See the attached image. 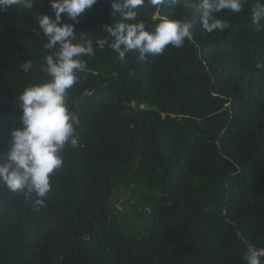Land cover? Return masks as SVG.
I'll list each match as a JSON object with an SVG mask.
<instances>
[{"label":"trees","instance_id":"obj_1","mask_svg":"<svg viewBox=\"0 0 264 264\" xmlns=\"http://www.w3.org/2000/svg\"><path fill=\"white\" fill-rule=\"evenodd\" d=\"M32 2L0 12V153L21 126L19 95L48 79L41 66L50 51L38 18L55 17L49 0ZM257 2L247 0L236 14L223 10L218 16L231 26L209 33L197 0L174 9L145 0L135 22L151 30L162 17L189 19L193 36L143 60L129 51L126 62L109 47L105 25L122 22L110 15V0L80 15L76 42L91 39L95 55L83 57L87 72L69 90L79 144L66 146L39 211L0 184V264H246L249 245L264 248V69L256 67L264 63V20L252 22ZM28 60L34 67L26 74ZM139 159L159 183L138 182ZM115 193L117 201L130 194L124 206L147 221L148 236L124 231L110 200Z\"/></svg>","mask_w":264,"mask_h":264},{"label":"clouds","instance_id":"obj_2","mask_svg":"<svg viewBox=\"0 0 264 264\" xmlns=\"http://www.w3.org/2000/svg\"><path fill=\"white\" fill-rule=\"evenodd\" d=\"M98 0H49L54 19L42 13L38 24L47 43L44 47L50 51L44 57L41 66L48 79L33 83L19 95L20 127L10 132V142L6 153H0V184L12 193H23L26 199L33 201V207L39 211L46 207L45 198L51 191V176L63 166L66 146L77 147L79 138L77 128L80 120L69 106V90L80 80V73L87 72L85 56L95 55L91 39L76 42V25L79 17L95 5ZM152 6L162 4L174 9L181 0H147ZM247 0H197L202 28L211 33L224 31L231 25L227 19L218 16L223 10L236 14L241 12ZM145 0H110L111 16L117 14L122 22L114 26L105 25V31L111 37L109 47L118 53L119 60L126 62V53L137 51L143 60L146 56L163 53L166 46L180 48L186 39L191 40L194 25L189 19L159 18L151 30L146 29L143 21L137 20L136 9ZM14 5L25 9L33 7L32 0H0V12ZM63 14V16H62ZM67 19L71 22H64ZM264 20V0H258L252 8V22L259 25ZM127 21H133L129 23ZM103 44V41H97ZM34 67L28 60L21 65L24 73ZM258 69H264V63H257ZM33 197L34 200H33ZM246 264H264V248L249 245L243 254Z\"/></svg>","mask_w":264,"mask_h":264},{"label":"rangeland","instance_id":"obj_3","mask_svg":"<svg viewBox=\"0 0 264 264\" xmlns=\"http://www.w3.org/2000/svg\"><path fill=\"white\" fill-rule=\"evenodd\" d=\"M134 173L136 174L138 182L159 183L160 175L153 172V170L150 169L145 162H141V159L137 161V165L134 169ZM141 191L142 190L140 188H137V192H141ZM144 194L152 195L154 193L153 191H150L149 193H144ZM116 197H117V193H115L110 200L111 202H113V204L116 203V207L120 210V212H122L121 215L119 216L121 218V223L124 231L127 233L135 234L139 237L148 236L149 227L147 221L145 222L144 218L138 219L137 211H135L136 214L135 212H132L131 209L133 207H130V205L127 207L124 206V203L127 200H130L131 198L130 194L127 193L120 201L115 200ZM136 202L137 201L132 200L129 204L134 205L136 204Z\"/></svg>","mask_w":264,"mask_h":264}]
</instances>
